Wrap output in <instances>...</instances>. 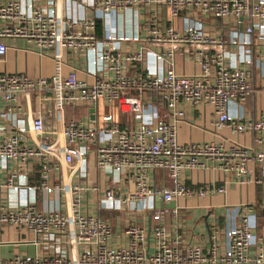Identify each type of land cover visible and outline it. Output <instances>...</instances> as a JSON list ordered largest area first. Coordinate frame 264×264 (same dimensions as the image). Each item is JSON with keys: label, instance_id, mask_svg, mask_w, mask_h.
Returning a JSON list of instances; mask_svg holds the SVG:
<instances>
[{"label": "built area", "instance_id": "1", "mask_svg": "<svg viewBox=\"0 0 264 264\" xmlns=\"http://www.w3.org/2000/svg\"><path fill=\"white\" fill-rule=\"evenodd\" d=\"M220 21L228 33L213 34L210 25ZM10 36L36 42L41 55L52 56L55 73H0V188L6 189L0 229L23 228L40 249L0 256V264H264V236L256 233L248 205L225 229V248L216 242V230L208 250L184 243L178 229L173 235L164 220L167 210L156 208L158 197L171 203L226 192V184L187 185L188 173L202 160H219L235 183L264 185V150L239 142L226 148L216 140L183 144L178 138L185 106L207 104L217 130L257 134L263 142L264 112L250 118L233 107L255 93L254 68L264 77V0H0V58L8 51L1 38ZM65 51L86 58L90 79L79 77L75 67L63 74ZM189 61L198 69L186 72ZM100 103L132 114L134 121L117 123L112 112H99ZM87 106L93 109L90 121H66L67 107ZM91 153L97 170L110 178L102 192L99 182L88 183ZM33 162L39 185L30 183ZM251 162L261 176L254 177ZM64 169L78 183L64 182L58 174ZM156 170L166 173L171 187L153 183ZM125 177L135 184L128 198L115 188ZM89 192L100 193L98 210L126 205L151 211V233L129 225L128 244L114 245L112 223L83 207ZM40 197L44 210L37 207ZM171 212L178 215V208Z\"/></svg>", "mask_w": 264, "mask_h": 264}, {"label": "crops", "instance_id": "2", "mask_svg": "<svg viewBox=\"0 0 264 264\" xmlns=\"http://www.w3.org/2000/svg\"><path fill=\"white\" fill-rule=\"evenodd\" d=\"M65 8V6H64ZM79 14L83 13L81 8H77ZM67 10V9H66ZM221 21L216 25L209 27L213 34L228 33L221 27ZM102 24L98 29L101 33ZM8 45L6 55L0 58V73H23L32 78L47 77L51 78L55 73V62L50 54L41 55L39 48L34 41H30L25 37H4L1 38ZM63 74H67L73 67L77 69L78 75L81 78H86L84 69L87 66L86 58L72 51L64 53ZM198 69L194 62L189 61L186 64V72H192ZM181 72L184 68L179 67ZM90 79L89 77H87ZM254 85L255 93L241 104V107H233V111L237 114H243L250 118H257L264 112V77L259 68H254ZM34 96V95H33ZM23 102V98H20ZM37 104L34 99V107ZM100 113L112 112L115 121L124 125L127 122H133L132 114H121L115 106H108L100 103ZM187 121L179 124V141L183 144L216 140L225 143L228 148L233 142H239L246 146L256 147L258 150H264V140L262 143L256 141L257 134L238 135L233 133L229 128L217 130L213 126L215 118L214 108L207 104L186 105ZM93 109L88 107H67L65 118L68 122L71 119L90 121L94 115ZM51 127L54 125L52 118L48 122ZM264 138V136H263ZM202 165L191 170L186 178L187 185L190 187H204L215 185L221 187L226 184L227 189L224 193H214L207 196L182 197L175 201V207L178 208V215L171 212L172 208L156 202V208L166 209L164 220L168 229L173 234L175 230H179L184 236V243H197L204 250H208L215 242L213 234L216 230L220 232L219 240L216 242L221 244L224 249L225 229L232 223L240 220V209L245 204L251 208L252 219L256 222V233L264 236V185L257 182L249 184H239L230 180L229 175L219 167V160H202ZM89 178L88 183L99 182L101 192L104 188L110 186V178L102 172H99L95 166V158L91 153L88 158ZM34 172L30 175V183L32 185L40 184V171L37 162H33ZM254 169V177L261 176V168L251 162L249 164ZM63 173V174H62ZM64 182L78 183V178L67 177L66 169L58 173ZM57 174V176H58ZM56 175V174H55ZM53 174L52 183L56 182ZM5 179V173L0 171V184ZM58 180V177H57ZM228 182V183H225ZM153 183L158 186L166 185L171 187V181L166 173L162 170H156L153 174ZM134 182L130 178H124L120 183L116 184L118 195L123 198L129 197V192L134 190ZM0 200H6L5 188H0ZM100 194V193H99ZM99 194L86 193L84 197L83 207L91 213H98L101 217L108 219L113 226L114 239L113 244L117 246H125L128 244L129 236L125 234V228L129 225L137 224L145 226L151 233V226L154 220L151 217L152 212H133L125 205L122 210H98L97 202ZM53 199V196H50ZM37 207L46 209L47 202L42 197L39 198ZM174 207V208H175ZM245 208V207H244ZM244 210V209H243ZM242 210V212H243ZM174 235V234H173ZM35 235L23 228L15 225H5L0 229V256L4 258H12L14 255L31 254L34 255L40 249L34 242ZM151 240H153L151 235ZM150 247L149 252L153 251ZM258 248H251L252 256L256 255ZM254 264V263H252Z\"/></svg>", "mask_w": 264, "mask_h": 264}, {"label": "water", "instance_id": "3", "mask_svg": "<svg viewBox=\"0 0 264 264\" xmlns=\"http://www.w3.org/2000/svg\"><path fill=\"white\" fill-rule=\"evenodd\" d=\"M241 19H243V18H241ZM241 29H242V25H241ZM157 201L162 203L161 205H163V199L161 197H158ZM166 206L169 207V208H174L175 207V202L168 203V204H166Z\"/></svg>", "mask_w": 264, "mask_h": 264}]
</instances>
